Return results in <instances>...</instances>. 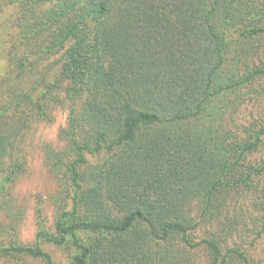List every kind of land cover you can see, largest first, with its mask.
<instances>
[{"label": "trees", "instance_id": "obj_1", "mask_svg": "<svg viewBox=\"0 0 264 264\" xmlns=\"http://www.w3.org/2000/svg\"><path fill=\"white\" fill-rule=\"evenodd\" d=\"M9 8L0 259L55 264L49 244L71 264H264V110L246 114L264 101V0H0V44ZM58 105L55 219L26 244L12 188Z\"/></svg>", "mask_w": 264, "mask_h": 264}, {"label": "rangeland", "instance_id": "obj_2", "mask_svg": "<svg viewBox=\"0 0 264 264\" xmlns=\"http://www.w3.org/2000/svg\"><path fill=\"white\" fill-rule=\"evenodd\" d=\"M6 12L3 19L4 41L0 44V76L9 71L6 49L8 42L11 41L17 31L13 18L14 8H9ZM244 110L245 108L242 112ZM262 110H264V101L262 104L250 105L246 114L252 112L254 115H258ZM242 112L237 115V119L242 117ZM50 115L52 117L50 121H35L32 130L28 132L25 149L29 167L12 188L16 205L23 213L19 238L21 242L26 244L35 242L40 225L43 224L46 228H52L56 214L53 197L60 190V184L45 161L44 149L46 145H52L61 150L66 147V144L59 139V133L67 125L69 111L65 106L58 105L50 111ZM262 154L260 153V155ZM260 155H258V159ZM39 209L43 212V218L38 217ZM43 246L52 255L55 264H71V254L68 250L49 244ZM255 253L264 259V239L256 243ZM17 260L19 262L15 259H0V264H41L30 258ZM198 262L205 264L202 255L198 256Z\"/></svg>", "mask_w": 264, "mask_h": 264}]
</instances>
